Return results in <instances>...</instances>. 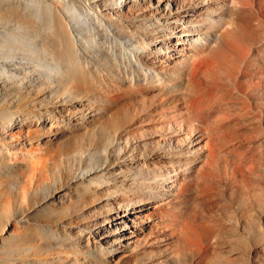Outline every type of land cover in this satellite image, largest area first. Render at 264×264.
Instances as JSON below:
<instances>
[{
  "label": "bare ground",
  "instance_id": "obj_1",
  "mask_svg": "<svg viewBox=\"0 0 264 264\" xmlns=\"http://www.w3.org/2000/svg\"><path fill=\"white\" fill-rule=\"evenodd\" d=\"M64 1L0 0L54 63L0 76V264H264V0Z\"/></svg>",
  "mask_w": 264,
  "mask_h": 264
},
{
  "label": "rangeland",
  "instance_id": "obj_2",
  "mask_svg": "<svg viewBox=\"0 0 264 264\" xmlns=\"http://www.w3.org/2000/svg\"><path fill=\"white\" fill-rule=\"evenodd\" d=\"M25 1H26V3H25ZM28 1H29V3H27ZM28 1H27V0H23V2H22V0H20V1L17 0V2H20V3L22 2V3H21V6H22V5L25 6L26 4H28L30 7H33L32 5H35V4L38 2V5L36 4V6H34V7H38V8L40 7V4H42V3H41L42 1H44L45 4H46V3H48L49 0H47V1H46V0H42V1H41V0H28ZM63 1H64V0H63ZM65 1H66V0H65ZM65 1H64V2H65ZM78 1H79V0H77V1H74V0H72V1L70 0V1H69V0H68L67 2L64 3V5L66 4V6H64L66 9L64 8V10H65V12L67 11L65 14H67V15L69 14L70 22H72V23H76V25L78 24L79 26H78V25H77V26L80 27L82 30H84V31H82V32H83V33L86 32V33L84 34L86 37H87V35H88V37L90 36L91 39H92V37H93L94 39H95V38H96V39L99 38L100 40H101V39L104 40L105 37H104V38H103V37L101 38V35L99 34V32L97 33V32H96V29L93 28V26H94L93 24H94V23H93V20H91L92 17L90 18V14H94V13H92V10H90V8H89L88 6H86L87 4H86L85 2H83V1H82V2L79 1L82 5L84 4V5L82 6ZM31 2H33V3H31ZM34 2H35V3H34ZM71 2H72V3H71ZM73 2H75V3H73ZM77 2H78V4H76ZM20 3H19V4H20ZM23 3H25V4H23ZM30 3H31V5H30ZM39 3H40V4H39ZM85 4H86V5H85ZM28 5H27V6H28ZM77 5H79V7H78ZM29 6H28V7H29ZM85 6H86V7H85ZM88 8H89V9H88ZM86 9L89 10V11H87ZM87 12H88L89 14H88ZM90 12H91V13H90ZM91 16H93V18H94V15H91ZM1 19H2V20H1ZM71 20H72V21H71ZM0 23H1V24H0V26H1V28H0L1 31H0V32H2V30H3V32H4V29H5V31H7V32L10 31L9 33H7V32H4V33H3V32H2V33L0 34V40L3 41V42L0 41V42H1L0 45L3 46V47H0V53L3 51V52L1 53L2 55L0 54V57H1V58H0V66H1V64H2V67H0V76H1V77H4V76L7 77V76H8V73L10 72L11 74L9 75L8 78H11L12 72L15 73L13 70H11L10 68H8L7 66H4V67H3V65H4L6 62L14 63V62H22V61H23L22 63H24L25 65H27L28 68H30V69L33 71V73H35V75H37V74L40 75V73H41V74H42L41 76H44V77L47 76V73H48L49 71L51 72V71L53 70V68H54V67H53V66H54V63H52L50 60H48L47 57L43 56V55L41 54L40 51L37 52L38 50H40V46H39V47L37 46V45H39L38 42H37V41H38V40H37V37H36V41H34V40H35V37H32V38H31V36H36V35H33L34 33L30 32V31L27 32V31H26V28H25V27H22V25H21L17 20H15L14 18H8V19H7V18H3V17H2V18H0ZM10 23H11V25H9ZM13 23H14V24H13ZM18 24H19V25H18ZM20 25H21V26H20ZM12 26H13V27H12ZM16 26H17V27H16ZM18 26H19L20 28H19ZM2 27H5V28H2ZM11 27H12V28H11ZM14 28H15V29H14ZM16 28H17V29H16ZM18 28H19V29H18ZM8 29H10V30H8ZM21 29L23 30V33H22V30H21ZM11 30H12V32H11ZM20 30H21V31H20ZM17 31H18V33H17L18 35H17V37H16L15 33H16ZM13 32H14V36L17 38V40H20V39H19V35L21 34V36H20L21 40H20V41L23 42V43H19L20 41H16V42H15L14 39H12V37H14V36H13L12 34H10V33H13ZM19 32H20V33H19ZM24 32H26L27 34L24 33ZM87 32H88V33H87ZM29 33H30V34H29ZM31 33H32V35H31ZM89 33H91L92 35L89 34ZM6 34H10V35H12V36L9 35V37H11V38H9L8 36H5ZM25 34L27 35L26 38L29 40L28 42H27V40H26V38H25ZM28 34H29V37H28ZM86 34H87V35H86ZM22 35H23V36H22ZM1 36H2L3 38H2ZM85 36H84V37H85ZM22 37H23V40H22ZM86 37H85V38H86ZM90 37H89V40H90ZM97 37H98V38H97ZM1 38H2V39H1ZM4 38H5V40H4ZM6 38H7V40H6ZM24 38H25V39H24ZM29 38H31V39H29ZM33 38H34V40H33ZM8 39H10L12 43L9 42ZM94 39H93V41H94ZM96 39H95V41H100L99 39H98V40H96ZM31 40H32V41H31ZM102 40H101V41H102ZM106 40H107V39H106ZM6 41H8V42H6ZM93 41H92V42H93ZM95 41H94V42H95ZM36 42H37V43H36ZM94 42H93V43H94ZM2 43H3V44H2ZM4 43H5V47H4ZM26 43H27L28 47H27ZM33 43H35L36 45L34 46ZM13 44H14V45L16 44V45H18V46L21 44V45H20V48H22V49H20V48L17 46V48H18L20 51L23 50V47H24V48H27V49L29 48V49H28V50L24 49V51H22V54H21V52L18 51V50L16 49V46H15V47H14V46L12 47ZM24 44H25L26 47H25V46H22V45H24ZM30 44H32V45H30ZM7 45H8V46H11V47H10L11 50H8L9 47H8ZM29 45H30V46H29ZM21 46H22V47H21ZM31 46H33V47H31ZM7 47H8V48H7ZM34 47H35V48L37 47V48L35 49ZM32 48H33V49H32ZM38 48H39V49H38ZM6 49H7V50H6ZM14 49H15L16 51H15ZM34 49L36 50V53H34V52H35V51H33ZM5 50H6V51H5ZM13 50H14L15 52H14ZM29 50H30V52H29ZM7 51H8V52H7ZM31 51H33V53H32ZM6 52H7V53H6ZM12 52H13V53H12ZM17 52H18L19 54H18ZM25 52H26V54H29V53H31V54L27 56V55L25 54ZM3 53H4V54H3ZM14 53H15V54H14ZM23 53H24V54H23ZM39 53H40V54H39ZM32 54H33V55L35 54L36 57H35V56H34V57H35L36 59L38 58L39 60L37 59V60L35 61L34 57H32V56H33ZM19 55H20V56H19ZM13 56H14V57H13ZM26 56H27V57H26ZM30 56H31V60H30ZM38 56H39V57H38ZM4 57H5V58H4ZM11 57H12V59H11ZM28 57H29V58H28ZM15 58H16V59H15ZM19 58H20V60H19ZM25 58H26V59H25ZM27 58H28L29 60H28ZM32 58H33V60H34L35 62L32 61ZM45 58H46V59H45ZM1 59L4 60V61H1ZM5 59H6V60H5ZM22 59H23V60H22ZM24 59H25V60H24ZM42 59H43V60H42ZM9 60H10V61H9ZM16 60H17V61H16ZM18 60H19V61H18ZM21 60H22V61H21ZM27 60H28V61H27ZM41 60H42V61H41ZM45 60H48V61H45ZM25 61H26V62H25ZM29 61H30V62H29ZM40 61H41L42 63H41ZM44 61H45V63H47V62H48V63H47V64H44ZM28 62H29V63H28ZM31 62H32V63H31ZM50 62H51V63H50ZM26 63H27V64H26ZM40 63H41V65H40ZM28 64H29V65H28ZM31 64H32V66H31ZM37 64H39V65H37ZM50 64H51V66L53 65L52 68L49 67ZM5 65H6V64H5ZM36 66H37V68H36ZM38 66H39V67H38ZM41 66H43V68L40 69ZM46 66H47V68H45ZM5 67H7V69H8L9 71L5 70V69H6ZM33 67H34V68H33ZM4 68H5V69H4ZM32 68H33V69H32ZM38 68H39L40 70H39ZM44 68H45V69H44ZM48 68H49V69H48ZM3 69H4V70H3ZM46 69H47L48 71H46ZM50 69H51V70H50ZM35 70H36V71H35ZM1 71H2V72H1ZM6 71H7V72H6ZM36 73H37V74H36ZM44 73H45V74H44ZM38 75H37V76H38ZM12 76L14 77V74H13ZM49 158H50V159L48 160L49 163L52 164V162H53V165H54V166L52 165V166H53V167H52L53 169H56V168H57L56 166L59 167V169H58L57 171H54V172L52 171L54 174H56V175H55L56 178H58V177H62V176H63V175H62V172H61V169H64V168L66 169V168H67L66 170H68V172H66V174H67V173L71 174V173L74 172V170H77V168H78V167H76V166H77V162H72L71 166H68L67 163H66V160H65V158H67V157L62 156V154H60V157H59L58 154H57V155H54V154H53L52 156L50 155ZM57 160H58V164L55 165L54 163L57 162ZM60 164H61V165H60ZM48 170H50V172H51V169H48ZM53 173H52V174H53ZM61 175H62V176H61ZM100 242L103 243L104 246H107V244L104 243L103 239H100Z\"/></svg>",
  "mask_w": 264,
  "mask_h": 264
}]
</instances>
